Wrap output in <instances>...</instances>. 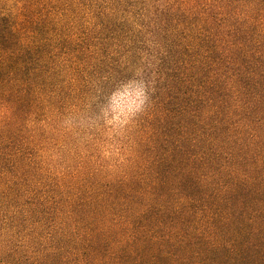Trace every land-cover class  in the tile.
Returning <instances> with one entry per match:
<instances>
[{
	"label": "trees",
	"instance_id": "1",
	"mask_svg": "<svg viewBox=\"0 0 264 264\" xmlns=\"http://www.w3.org/2000/svg\"><path fill=\"white\" fill-rule=\"evenodd\" d=\"M0 264H264V0H0Z\"/></svg>",
	"mask_w": 264,
	"mask_h": 264
},
{
	"label": "rangeland",
	"instance_id": "2",
	"mask_svg": "<svg viewBox=\"0 0 264 264\" xmlns=\"http://www.w3.org/2000/svg\"><path fill=\"white\" fill-rule=\"evenodd\" d=\"M141 103V92L137 86L125 87L102 105L97 117L107 125L118 126L126 115L137 110Z\"/></svg>",
	"mask_w": 264,
	"mask_h": 264
}]
</instances>
